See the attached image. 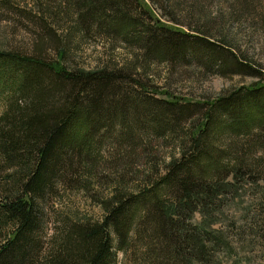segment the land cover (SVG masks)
I'll use <instances>...</instances> for the list:
<instances>
[{"label": "trees", "instance_id": "trees-1", "mask_svg": "<svg viewBox=\"0 0 264 264\" xmlns=\"http://www.w3.org/2000/svg\"><path fill=\"white\" fill-rule=\"evenodd\" d=\"M28 1L37 10L29 9V18L67 16L70 32L116 39L134 59L86 70L63 66L66 46L51 58L0 51V171L9 169L0 193V264H120L116 254L130 245L140 249L135 264L210 259L221 237L207 218L237 185L264 186V73L209 23L184 32L156 19L142 0ZM45 30L55 37L53 27ZM162 63L255 81L214 99H158L156 87L139 78ZM132 134L173 146L166 162L147 159L127 189L118 173L130 167L131 154L140 155ZM105 142L107 160L101 158ZM106 161L118 176L99 201L100 219L67 215L46 237L44 209L57 183H68L76 171L91 177ZM194 214L205 215L202 224L192 221Z\"/></svg>", "mask_w": 264, "mask_h": 264}, {"label": "rangeland", "instance_id": "rangeland-1", "mask_svg": "<svg viewBox=\"0 0 264 264\" xmlns=\"http://www.w3.org/2000/svg\"><path fill=\"white\" fill-rule=\"evenodd\" d=\"M142 1L156 19L165 25L176 26L184 32L192 34L190 29L202 23H209L212 25L211 32L218 33L219 37L225 35L250 65L259 67L261 73H264V0H160V6L148 0ZM49 8L53 9L54 5L50 4ZM29 9L37 11L28 0H6V4L0 3L1 52L16 50L26 55L39 53L40 56L51 58L60 48L66 46L67 55L62 59L63 66L86 70L94 69L100 63L110 65L114 61L127 63L134 59L116 39L78 37L80 34L73 33L75 29L69 31V17L64 16V19L60 20L61 14H58L55 22L43 15L31 14L32 18H29ZM38 18H42L40 21L43 26L37 23ZM173 19L178 24H174ZM46 26L51 30L53 27L52 33L55 37L46 32ZM66 32H70L68 36H65ZM146 75L148 77L140 75L139 79L147 88L152 89V85L156 87V94L152 93L158 99H166L169 95L184 100L214 99L228 94V90L232 88L249 86L255 81V78L248 75L224 78L218 75H203L191 66L174 69L164 63L150 65ZM2 98L0 96V115ZM132 139L136 142L134 149L140 155L131 154L132 160L128 159L129 162L132 161L130 167L118 173L123 175L125 184L122 186L127 189L135 187L137 176L141 173L139 169L147 159L159 160L160 164L166 162L173 146V142L167 144L162 142V139L135 140L133 134ZM171 139L174 140L172 136ZM108 146L105 142L104 148L101 149V158L104 160L110 158ZM105 164L107 161L97 165L91 177L76 171L68 183H57L55 193L48 198L44 209L46 237L52 235L55 227H59V221L67 215L75 220L100 219L103 210L99 201L108 197L113 185L111 181L118 176ZM8 170L0 171V193L7 187L4 173ZM204 216L201 218L194 214L192 221H201L202 224ZM207 220L211 223L208 228L213 229L214 235H220L221 241L217 246H213V250H209L210 259L196 264H264L262 182L237 185L236 191L226 196L225 202ZM206 239L209 245L212 241ZM139 250H133L130 245L123 256L117 253L120 264H135L141 256Z\"/></svg>", "mask_w": 264, "mask_h": 264}]
</instances>
